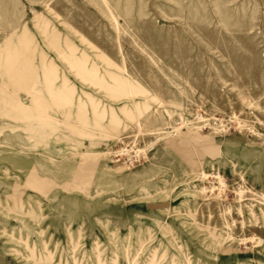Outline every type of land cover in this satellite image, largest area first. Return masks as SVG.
<instances>
[{
  "label": "rangeland",
  "instance_id": "rangeland-1",
  "mask_svg": "<svg viewBox=\"0 0 264 264\" xmlns=\"http://www.w3.org/2000/svg\"><path fill=\"white\" fill-rule=\"evenodd\" d=\"M0 264H264V0H0Z\"/></svg>",
  "mask_w": 264,
  "mask_h": 264
},
{
  "label": "bare ground",
  "instance_id": "bare-ground-1",
  "mask_svg": "<svg viewBox=\"0 0 264 264\" xmlns=\"http://www.w3.org/2000/svg\"><path fill=\"white\" fill-rule=\"evenodd\" d=\"M34 19H36V21L39 19V16H35ZM40 21V20H39ZM223 186V185H222Z\"/></svg>",
  "mask_w": 264,
  "mask_h": 264
}]
</instances>
